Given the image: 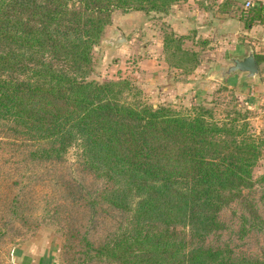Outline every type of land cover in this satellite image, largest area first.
I'll return each instance as SVG.
<instances>
[{
  "label": "trees",
  "instance_id": "trees-1",
  "mask_svg": "<svg viewBox=\"0 0 264 264\" xmlns=\"http://www.w3.org/2000/svg\"><path fill=\"white\" fill-rule=\"evenodd\" d=\"M176 1L0 0V127L25 164L59 163L77 147L78 164L101 181L94 201L121 217L97 246L82 238L93 257L264 264V254L207 240L224 228L221 210L264 183V133L249 129L246 113L233 108L216 118L206 104L186 111L153 106L126 78L92 76V49L114 10L164 13ZM233 2L223 0L220 11L231 13ZM236 12L244 27L264 24L261 2ZM183 39L165 33L162 48L193 61L192 70L196 54L181 48ZM258 162L262 170L253 178ZM55 203L43 202L45 214L57 212Z\"/></svg>",
  "mask_w": 264,
  "mask_h": 264
},
{
  "label": "rangeland",
  "instance_id": "rangeland-1",
  "mask_svg": "<svg viewBox=\"0 0 264 264\" xmlns=\"http://www.w3.org/2000/svg\"><path fill=\"white\" fill-rule=\"evenodd\" d=\"M219 1L221 4L223 0ZM244 1L234 0L237 11L243 9ZM212 5L216 6L214 0H178L164 13L114 10L101 41L113 36L117 28L126 42L117 49L101 43L94 46L92 76L99 80L126 78L139 91L137 97L153 106L165 104L186 111L206 104L216 118L225 117L226 111L235 108L246 113L253 133H264V89L256 85L257 79L239 82L237 77L225 83L215 75L214 67L225 66L229 57L217 55L214 50L218 45L217 31L212 37L208 35L209 39L200 34L202 28L185 27L178 31L173 27L171 13L193 16L202 24L204 18L219 13L214 8L204 10ZM225 13L229 14V10ZM165 33L184 37L181 48L195 52L196 65L192 70L188 68L193 61L182 59L179 53L172 57L164 52ZM167 62L180 63L182 68L170 67ZM259 65L264 78L263 65ZM261 95L253 103L248 99ZM77 153L73 146L59 163L25 164L0 127V264H16L22 255H29L37 264H113L93 257L83 244L84 237L90 245L97 246L116 230L121 217L114 209L94 201L101 181L78 164ZM261 170L258 162L253 178ZM244 195V199L221 210L224 228L207 240L235 252L263 255L264 183H254ZM43 202H51L50 207L56 202L57 212L45 214Z\"/></svg>",
  "mask_w": 264,
  "mask_h": 264
},
{
  "label": "crops",
  "instance_id": "crops-1",
  "mask_svg": "<svg viewBox=\"0 0 264 264\" xmlns=\"http://www.w3.org/2000/svg\"><path fill=\"white\" fill-rule=\"evenodd\" d=\"M234 1V0H233ZM252 4L255 2H261L264 4V0H250ZM214 3H216V6H206L204 10H218L219 13H213L212 16H208L207 18H204L203 23L199 24L196 21H194L191 16L189 17H182L176 12L174 15H172V22L174 29L184 30L185 27H188V29H198L202 28L200 30V34H204L206 37L210 39V37L214 36V33L217 31V38L218 39V45H215L217 48L214 50L217 51V55H234V56H240L243 55L246 51L247 46H251L253 49V53L256 54L255 60L258 65L259 74L258 77H256V85L262 89H264V78H261V68L260 63L263 65L264 69V24H252L247 27L243 26V23L238 19V13H234L236 10V6H231L230 9L232 10L231 13L227 14L219 10L220 1L214 0ZM218 4V5H217ZM221 12V13H220ZM219 15V17H215ZM215 31V32H214ZM115 35V34H114ZM113 35V36H114ZM210 35V37L208 36ZM108 36L107 38H104L100 43L106 44L105 40L113 37ZM249 42V44L247 43ZM108 45V44H106ZM211 45V44H210ZM108 47V46H106ZM117 49L118 46H113ZM213 50V51H214ZM212 52V51H211ZM214 54V53H213ZM237 76H229L225 80H220L222 82H228L229 80L233 78H237ZM169 88V87H168ZM262 95L255 98V97H249L248 99L252 100V103L255 100L261 99ZM254 100V101H253ZM29 255H22L20 260H17L16 264H37V260H33L32 258L28 257ZM38 264H41L40 261H38ZM42 264H49L45 261Z\"/></svg>",
  "mask_w": 264,
  "mask_h": 264
},
{
  "label": "water",
  "instance_id": "water-1",
  "mask_svg": "<svg viewBox=\"0 0 264 264\" xmlns=\"http://www.w3.org/2000/svg\"><path fill=\"white\" fill-rule=\"evenodd\" d=\"M115 32L113 37L105 40L109 46H119L121 43L126 42L123 33L119 29L115 28ZM226 62L225 66L216 65L214 67L216 77L221 80L233 75H238L239 82L258 77V65L251 46H247L243 55L229 56Z\"/></svg>",
  "mask_w": 264,
  "mask_h": 264
},
{
  "label": "built area",
  "instance_id": "built-area-1",
  "mask_svg": "<svg viewBox=\"0 0 264 264\" xmlns=\"http://www.w3.org/2000/svg\"><path fill=\"white\" fill-rule=\"evenodd\" d=\"M252 6V3L250 0H245L243 4V9H248L249 7Z\"/></svg>",
  "mask_w": 264,
  "mask_h": 264
}]
</instances>
